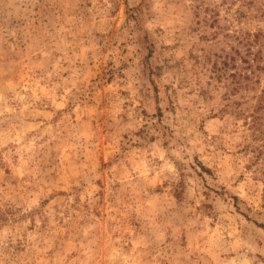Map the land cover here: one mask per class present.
<instances>
[{"label":"rangeland","instance_id":"1","mask_svg":"<svg viewBox=\"0 0 264 264\" xmlns=\"http://www.w3.org/2000/svg\"><path fill=\"white\" fill-rule=\"evenodd\" d=\"M0 264H264V0H0Z\"/></svg>","mask_w":264,"mask_h":264}]
</instances>
